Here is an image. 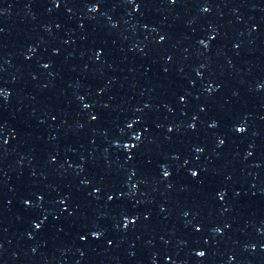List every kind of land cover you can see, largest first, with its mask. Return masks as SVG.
<instances>
[{
    "label": "water",
    "instance_id": "obj_1",
    "mask_svg": "<svg viewBox=\"0 0 264 264\" xmlns=\"http://www.w3.org/2000/svg\"><path fill=\"white\" fill-rule=\"evenodd\" d=\"M0 264H264V0H0Z\"/></svg>",
    "mask_w": 264,
    "mask_h": 264
}]
</instances>
